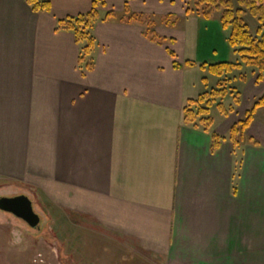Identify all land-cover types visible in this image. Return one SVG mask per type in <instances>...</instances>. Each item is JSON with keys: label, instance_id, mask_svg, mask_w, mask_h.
Segmentation results:
<instances>
[{"label": "crops", "instance_id": "obj_1", "mask_svg": "<svg viewBox=\"0 0 264 264\" xmlns=\"http://www.w3.org/2000/svg\"><path fill=\"white\" fill-rule=\"evenodd\" d=\"M48 1L35 13L0 0V179L61 207L64 255L82 264H264V109L247 131L259 146L211 148V132L228 137L248 109L217 114L209 132L185 123L203 78L216 82L199 65L233 59L219 20L185 17L180 0H105L102 15L119 18L95 25L83 74L74 35L56 26L93 0ZM126 3L182 21L153 41L120 20ZM169 52L197 65L177 69Z\"/></svg>", "mask_w": 264, "mask_h": 264}, {"label": "trees", "instance_id": "obj_2", "mask_svg": "<svg viewBox=\"0 0 264 264\" xmlns=\"http://www.w3.org/2000/svg\"><path fill=\"white\" fill-rule=\"evenodd\" d=\"M25 1L35 13H50L52 10L48 0ZM180 1L185 2L186 5L185 17H197L208 21L218 19L222 29L227 33L228 44L232 52L233 59L229 62L199 65L204 73L216 78V82L212 85L209 77H204L202 80L204 91L198 99L190 100L184 110L186 125L209 132L216 121L214 112H220L227 118L241 105V93L235 95L233 85L238 82H247L249 75L242 70L253 69L251 75L256 77V84L264 82V0ZM104 7H106L105 0H93L92 9L89 12L60 20L56 26L57 32L67 31L74 35L76 43L80 46L78 67L83 74L92 71L95 65L93 58V51L97 45L93 34L95 25L99 21L119 18L114 12H107L103 16L99 9ZM248 17L256 21L255 32L252 31ZM120 20L127 23H139L145 27L146 35L153 41H165L162 37L151 33L158 23L153 21V16L132 13L128 3H126L125 12ZM181 21L182 18L175 14H168L159 20L160 24L170 28L176 27ZM169 54L174 58V66L177 69L197 65L190 61L180 64L176 61L177 57L173 52ZM238 73L240 74L237 76ZM218 99L221 101L216 102ZM261 109H264V94L254 100L244 116L231 128L228 137L211 132L212 151H218L226 139H229L235 147L245 142L259 146L260 143L256 139L248 137L247 131Z\"/></svg>", "mask_w": 264, "mask_h": 264}, {"label": "rangeland", "instance_id": "obj_3", "mask_svg": "<svg viewBox=\"0 0 264 264\" xmlns=\"http://www.w3.org/2000/svg\"><path fill=\"white\" fill-rule=\"evenodd\" d=\"M181 5L184 9L186 8L185 2H182ZM149 15L153 16L155 23L158 22L151 33L162 37L157 30L159 28L158 24H160L159 20L164 15L156 12ZM248 21L252 31L255 32L256 21L251 17H248ZM242 71L247 72L249 75L247 82L250 83L247 88L241 82L233 85L235 95L241 93V102L242 99L245 102H243L241 108L236 109L231 122L239 120L244 112L251 107L249 104H253L254 100L264 93V84L260 87L255 85L256 77L251 75L253 69L246 68ZM219 101L221 100L218 99L216 102ZM232 102L234 101L232 100ZM262 113H264V110H261L257 121H262ZM217 114L221 115L220 112H214L215 119ZM20 194H26L33 201L34 209L40 215L42 221L39 229H32L23 220L0 211V264H82L80 263L82 257L79 258L77 253L73 252L70 256L68 254L64 255L63 234L64 230L68 228V224L61 207L56 206L44 191L35 186L20 185L0 179V198L14 197ZM75 241L78 244L77 239ZM75 251L79 250L76 249Z\"/></svg>", "mask_w": 264, "mask_h": 264}, {"label": "water", "instance_id": "obj_4", "mask_svg": "<svg viewBox=\"0 0 264 264\" xmlns=\"http://www.w3.org/2000/svg\"><path fill=\"white\" fill-rule=\"evenodd\" d=\"M0 211L23 220L32 229H39L41 217L35 211L33 201L26 195L0 198Z\"/></svg>", "mask_w": 264, "mask_h": 264}]
</instances>
